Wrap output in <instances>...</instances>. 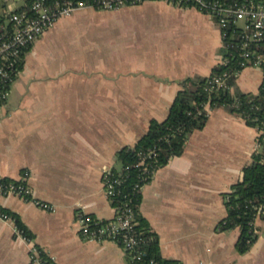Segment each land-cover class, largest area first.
<instances>
[{
  "label": "crops",
  "instance_id": "obj_1",
  "mask_svg": "<svg viewBox=\"0 0 264 264\" xmlns=\"http://www.w3.org/2000/svg\"><path fill=\"white\" fill-rule=\"evenodd\" d=\"M4 1L1 10L28 0ZM113 16L115 35L100 32ZM222 55L212 15L160 0L79 9L30 45L0 105V176L25 180L54 209L0 195V208L17 213L35 236H18L14 221L0 218V264H38L33 245L58 264H128L118 242L82 237L78 211L115 216L103 170L120 168L117 151L134 145L151 119L167 117L181 79L210 75ZM262 78L260 69L245 68L236 89L257 92ZM255 136L237 114L213 108L204 128L189 134L184 152L143 186L141 212L164 259L264 264V218L256 219L258 237L245 253L236 247L239 228L216 230L227 215L224 193L252 161Z\"/></svg>",
  "mask_w": 264,
  "mask_h": 264
},
{
  "label": "built area",
  "instance_id": "obj_2",
  "mask_svg": "<svg viewBox=\"0 0 264 264\" xmlns=\"http://www.w3.org/2000/svg\"><path fill=\"white\" fill-rule=\"evenodd\" d=\"M152 0H28L20 7L0 10V105L7 102L11 86L20 74L25 52L37 39L55 23L64 17L71 16L82 8L98 10H116L126 6H135ZM159 1V0H158ZM177 6H190L212 15L218 24L222 37L223 55L217 65L230 66V69L211 76L206 90L212 92L225 89L235 98L239 107L237 115L251 125L256 132L254 154L264 163V0H160ZM252 67L262 71L263 78L257 92L251 95L242 107L240 99L235 95L237 80L243 69ZM245 103V102H244ZM210 109V102L206 104ZM155 154L152 149L143 155L137 164L143 165L142 184L148 183L149 177L155 172L146 162L147 157ZM27 174L25 175V177ZM102 180L107 197L113 201L120 192L116 185L121 179L111 175V169H104ZM137 185V186H138ZM15 194L26 200H31L38 206L52 210L54 206L33 195V190L25 180L5 181L0 176V195ZM116 214L112 219H103L85 211H78L80 234L86 239L99 241L113 240L123 246L126 252H134L133 257L141 258V252L135 253L139 238L133 230V210L125 202L114 205ZM257 218L264 214V203L257 206ZM0 218L13 220L6 211L0 209ZM256 218V219H257ZM15 223V221H14ZM256 227V225H255ZM18 236L31 241L15 223ZM255 232L258 233L257 227ZM119 240L121 242H119ZM32 261L44 264L40 257V249L33 245L30 252ZM136 264H142L136 262ZM148 264H160L151 259ZM163 264H183L181 261L165 262Z\"/></svg>",
  "mask_w": 264,
  "mask_h": 264
},
{
  "label": "trees",
  "instance_id": "obj_3",
  "mask_svg": "<svg viewBox=\"0 0 264 264\" xmlns=\"http://www.w3.org/2000/svg\"><path fill=\"white\" fill-rule=\"evenodd\" d=\"M230 69V66L216 65L208 76H187L179 81L180 89L169 109L167 117L163 120L151 119L147 131L134 145H126L117 151V159L121 162L120 168H112L111 175L121 179L116 185L120 192L113 198V204L118 206L125 202L133 210V230L139 238L135 253L141 252V258L133 257L132 252H127L128 264H148L153 258L160 264L177 262L161 256L160 244L157 233L150 226L149 221L141 212L143 165L137 164L142 156L154 149L155 154L146 158L150 169L157 171L168 163L170 158L181 155L186 147L190 133L203 129L209 118L210 109L223 107L232 113H237L239 107L235 104L234 96L225 89H218L211 93L206 90V85L211 76ZM236 84L235 79L232 80ZM242 107H245L250 92L235 91ZM245 102V103H244ZM5 181L19 180L3 177ZM152 180L150 176L148 182ZM138 185V186H137ZM227 215L217 224L216 230L228 231L239 228L240 236L236 247L238 252H247L258 237L255 232L257 206L264 203V163L258 155L253 154L252 161L244 166L243 178L233 184L230 191L224 193ZM10 214L23 234L30 239L35 236L21 220L20 216L6 209L0 208ZM264 218V214L261 215ZM106 221V220H103ZM119 242H121L119 240ZM121 244V243H120ZM40 257L44 264H58L40 246Z\"/></svg>",
  "mask_w": 264,
  "mask_h": 264
},
{
  "label": "rangeland",
  "instance_id": "obj_4",
  "mask_svg": "<svg viewBox=\"0 0 264 264\" xmlns=\"http://www.w3.org/2000/svg\"><path fill=\"white\" fill-rule=\"evenodd\" d=\"M4 3H5L4 0H0V10H1V8H3V4ZM111 13H113V12H111ZM107 20H108L107 24L104 21V24H103V25H105L104 27H102V28L98 27L97 29L100 32L104 33V34H108V35L114 36L116 31H117L116 30V18L113 16V17H110Z\"/></svg>",
  "mask_w": 264,
  "mask_h": 264
}]
</instances>
